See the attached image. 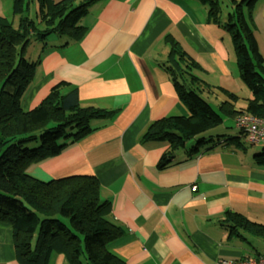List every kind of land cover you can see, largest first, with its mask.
Segmentation results:
<instances>
[{
	"label": "crops",
	"instance_id": "obj_1",
	"mask_svg": "<svg viewBox=\"0 0 264 264\" xmlns=\"http://www.w3.org/2000/svg\"><path fill=\"white\" fill-rule=\"evenodd\" d=\"M12 1L0 0V16L8 21L14 20ZM233 1L240 0L226 3L223 22ZM257 6L264 24V0ZM207 7L201 0H97L79 21V39L60 42L52 36L34 59L40 63L23 96V111L59 82L76 89L82 107L114 111L92 121V130L58 156L26 171L40 181L94 177L100 198L109 204L106 219L121 229L109 249L123 264H216L260 255L250 249L254 239L235 237L222 223L230 212L264 225V166L254 162L256 148L242 150L228 141L190 158L182 152L158 169L167 144L142 140L152 122L188 115L164 70L172 42L197 64V77L223 90L225 99V92L237 100L241 93L246 102L250 97L228 64L227 31L214 25ZM251 25L260 52L253 18ZM0 264H20L12 229L3 222ZM46 264L70 263L53 252Z\"/></svg>",
	"mask_w": 264,
	"mask_h": 264
},
{
	"label": "trees",
	"instance_id": "obj_2",
	"mask_svg": "<svg viewBox=\"0 0 264 264\" xmlns=\"http://www.w3.org/2000/svg\"><path fill=\"white\" fill-rule=\"evenodd\" d=\"M37 1L35 11L30 1L13 0L14 20L0 16V222L12 229L20 264H46L53 252L63 254L70 264H123L109 249L110 243L121 235V229L106 219L109 204L100 198L94 177L40 181L26 171L31 164L58 156L90 132L92 121L114 114L82 107L76 89L65 82L54 85L31 110H22L23 96L40 63L39 58H26L28 47L33 41L43 43L50 36L65 37L67 41L79 39L83 32L79 21L97 0ZM201 1L207 4L213 23L230 34L238 77L250 97L245 109L237 110L236 96L225 92L227 98L214 110L199 93H211L213 88L197 77V64L172 42L164 70L188 115L158 119L143 135L142 140L167 144L158 169L166 168L182 152L190 158L228 141L244 150L239 141L245 139L241 131L239 137L222 139L207 133L221 125L224 118L233 124L242 114L264 119V58L251 25V10L257 0L233 1V9L227 11L224 22L220 19L218 0ZM30 13H34L36 22ZM254 146H262L261 150L255 149L253 159L255 164L264 166V144ZM222 223L235 237L264 241V225L253 223L244 215L227 212Z\"/></svg>",
	"mask_w": 264,
	"mask_h": 264
},
{
	"label": "rangeland",
	"instance_id": "obj_3",
	"mask_svg": "<svg viewBox=\"0 0 264 264\" xmlns=\"http://www.w3.org/2000/svg\"><path fill=\"white\" fill-rule=\"evenodd\" d=\"M28 1H30L31 9L32 10L36 9L35 11H37L38 1L37 0H28ZM54 1H59V0H54ZM220 1H223V3H221L220 6L222 8L221 17L224 18L225 11H226L225 5H226V3H228V4L231 3V0H220ZM261 9H262L261 6L254 7L251 10V16H252L253 21L256 25V29H257V33H258L260 54L264 58V24H262V21H261L262 20ZM30 15H31L32 20L36 22L34 13H32V14L30 13ZM227 34H228V36L230 35L228 32H227ZM60 38H62V40L60 42L67 41V39L65 37H60ZM52 40H53L52 36H50V37H47L43 41V43L49 45L52 42ZM226 42L230 46V50H231V58H230V62L228 64L231 63L233 68H236V71H237L236 58H235L233 45H232L230 36L227 37ZM43 43H38V42L33 41L27 49L26 58L33 61L39 52L40 46H43ZM237 74H238V72H237ZM222 82L228 83V84H230L229 86L232 87V85H231L232 82H230V79H223ZM211 91H212L211 93H208L207 91L206 92H199V93L203 99H205L206 101H208L210 103L211 107L214 110H217L218 105L222 102V100L225 99V97L223 96L222 92L220 91V89L218 87L211 89ZM220 98H222V100H220ZM246 103L247 102L244 100L243 95L241 93L240 94L238 93V100H237V105L235 106V109H237V110L245 109ZM185 116H187V115H185ZM207 135L212 136L213 138H216L217 136H222V137L218 138V139H222V138H225L226 136H231V137L232 136L233 137L238 136V130L234 127L233 121H231L228 118H224L223 123L221 125H219L218 127L210 130L207 133ZM239 141L243 144V146L247 150H252L253 148H257L260 150L262 149V146L250 145L244 138H239ZM189 145H192V144L190 143ZM255 243L256 244L253 247H251L250 249L251 250L253 249L252 251L256 250L257 252L260 253V255L262 257H264V241L255 240Z\"/></svg>",
	"mask_w": 264,
	"mask_h": 264
},
{
	"label": "built area",
	"instance_id": "obj_4",
	"mask_svg": "<svg viewBox=\"0 0 264 264\" xmlns=\"http://www.w3.org/2000/svg\"><path fill=\"white\" fill-rule=\"evenodd\" d=\"M234 127L244 134L245 140L249 144H264V119L249 114H242L234 120ZM216 264H264V258L258 256L235 260H220Z\"/></svg>",
	"mask_w": 264,
	"mask_h": 264
}]
</instances>
